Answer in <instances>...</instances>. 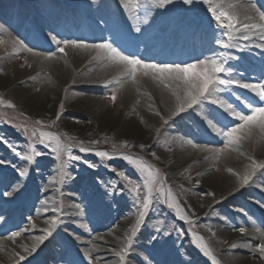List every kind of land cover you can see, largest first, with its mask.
Returning a JSON list of instances; mask_svg holds the SVG:
<instances>
[{"label": "rangeland", "instance_id": "rangeland-1", "mask_svg": "<svg viewBox=\"0 0 264 264\" xmlns=\"http://www.w3.org/2000/svg\"><path fill=\"white\" fill-rule=\"evenodd\" d=\"M17 1L18 0H15L14 2L17 3ZM41 1H44V3L33 12L36 23L41 22L45 24V15L57 14L60 11L59 6L61 3L66 7H69L70 5L77 6L80 11L86 6L85 3H80L79 1L78 3H73L72 0ZM262 3H264V0H262ZM111 4L112 10L115 9L116 17L119 20L121 12L116 6H114V2L111 1ZM177 6L179 7L177 15L166 20V24L175 29L174 41H179V38L181 37L180 35L183 31V25H181L180 19H184L186 21L185 23L192 24L196 27H200L203 21H206L208 24L210 20L214 19L211 12L208 11L209 5L204 3V0H192V3L190 4H186L184 0H178ZM257 9L260 12H264V8L259 5H257ZM24 20H26V18L20 21L18 20L13 26H10L9 29L13 34L18 30L19 26L23 24ZM122 26L130 31L133 29L135 30L136 27L138 28L137 25L127 24V21H124L123 18ZM158 26L159 25H157V27ZM4 27H6V25L0 20V29L2 30ZM46 30H48V28ZM221 32L219 34L217 32V34L214 37L209 38L206 43H208L210 47L211 45H216L217 47V45H219V43H217L218 40L226 42L225 36L223 35L224 31L222 30ZM258 32V29H254L252 32L253 36L257 35ZM15 36L17 38L16 41L7 40L0 32V40L4 41L3 44H0V99L5 102L11 101L15 105V107H8L7 103H0V138H2L0 139V161H3V163H0V206L4 208V210H0L1 237L10 239L11 243H15V245L19 246L18 248L21 249V243L11 238L13 232H20V237H41L45 236L43 229L50 228L51 235H48L43 242H37L35 251H28L33 254L31 260H36V263L38 261L40 264H107L112 261L114 264H135L133 263L134 260L127 261L125 258L121 261L120 256L117 255L118 252L125 249V244H122V242H115L114 244L93 242L96 245L107 247L110 250L105 249L101 251V253L97 252L93 254L92 252H88V255H74L72 262L70 261L66 263L55 256L57 249L63 250L68 246H72L71 238H67L65 235L61 234L64 231L72 232L74 234L77 233L74 228L69 225L72 221H79L82 222V224L90 223L88 218L82 216V213L85 212V210L83 204L79 200L80 195L103 192L105 195V203L98 206L97 209L98 211L105 209L108 214L112 210L114 211V227H118L119 230L129 228L130 225L126 226V223L123 224V221L121 222V220L123 218H129V215L134 219L133 225L130 229L131 233L129 232L131 243L130 246L128 244L126 251H123L124 256L129 253L131 246L133 245L132 243L140 245V243L145 242V240L140 239L141 236L138 235L147 222L149 223L151 233H154L153 231L155 230L164 231V229V233H167L168 229L165 226L163 229L158 216L151 217V211L158 208V211L164 215L166 220L172 222V224L180 231L182 238H184V242H186L190 248L193 257L198 264H229L226 258L223 257V254L226 252H232L235 254L240 253V255L264 263V256H262L257 249V246L262 243L260 238L251 239L248 235H245L248 231L253 230V228L245 222L246 216L252 217L251 213L247 210L246 205L249 207L252 206L256 210V204L258 206H264V194L260 193L258 190L253 191L251 189V194H246V197L250 200V203L248 202L246 205H243L244 201L239 200L242 198V195L233 197L236 201L226 200L223 196L225 193L220 192L219 188L215 187V184L212 181L214 180L213 176L209 177L211 179L196 177L194 164L189 161L193 154H190L189 152V154L182 155L180 158L182 161L176 159V148L172 145V139L169 137L172 132L166 131L162 137H158V134H156L152 146L146 148L137 147L134 145V141L131 137L119 135L118 132L110 130L107 127L108 130L105 127L98 128V126H92L93 119H100L101 116L107 112L114 115V109H116L115 113L119 111L118 113L121 114L120 112L122 109L114 103L118 102L120 97L121 92L119 91V86L127 78L122 79L119 84H108L106 83L107 81L114 80L119 75L114 77L112 72L110 74V70L106 71L104 68L99 72V78L94 79L96 73L93 74V71L88 70L85 67L88 63L85 64L83 62L85 60H83L82 57L73 61L77 67L79 66L78 69L73 70L80 73L79 75L82 82L87 84H85L86 87L83 85L74 92L99 96L104 99V102H92L93 108L90 109L89 113L86 112L85 116L68 114L67 107H69L79 95L72 93V90L66 89L62 86L64 79L66 78L61 82V88H63L60 89L55 96L45 97V99L49 101L43 102V104L46 105V109L42 108V102H25L24 97L17 94L16 87L28 86L35 92L44 82L57 78L56 74L59 67L54 66L51 69L47 67L42 68L30 75L24 80L25 82H19L14 86H8L6 79L8 77L7 75H9V66L12 61L19 59L25 54V46L45 55H48L49 53H54V55L57 54V57L60 52L59 48L62 46L57 45L52 40H43L32 34H27V36ZM145 39L146 41L157 42L158 48L159 44L162 43L160 49H166V45L170 42L165 39L161 28L157 30L153 29L150 32L148 31ZM21 41L25 46H21L18 43ZM234 41L236 43L234 44V48L239 52L241 51L244 53L248 51L250 53L248 62L249 69L252 68L257 72L259 67H263L262 61L264 60V54L262 51L264 50V47H261L260 45L264 44V40H257L259 46L250 45L248 40L243 42L236 39ZM174 43L176 42H173V44ZM14 48L17 49V51H14ZM216 50H218V52H216L213 57H217L222 53L220 52L221 50ZM164 51L165 50H163L162 53ZM176 54L177 55L175 56H173V54L170 59H167L161 64L194 63L198 60L205 59L207 55L205 51L200 50L198 47H195L194 49L190 48L189 52ZM231 54L237 55L239 53L232 50ZM154 57L150 56L142 60L147 63H154ZM237 57L241 58V55H238ZM91 63L92 62H89L90 65H92ZM102 64L103 63H101V65ZM227 66L228 68L233 66L236 67L235 64H228ZM248 67L247 69L241 68L242 70H240L244 76L246 75L248 77H246V80H243V83L249 82V79L253 77L254 74L251 73ZM220 75L222 79H228L227 75ZM259 79L263 80L264 75L261 74ZM239 88L240 87H238V89ZM114 89L116 91L115 102L111 99ZM236 92L241 94V92L237 90ZM61 105H63L62 108ZM213 107L216 108L215 105H212V108ZM58 113L59 119H57ZM127 115L131 118L140 117L139 111L133 110L128 111ZM67 119L71 124H75L77 127H79L81 123L89 125V127H92L93 129L92 133L87 135L81 134L77 128L66 125L65 120ZM37 120L43 121V124L36 125L35 122ZM140 120L145 123L144 118H140ZM52 121H55V123H51ZM196 122L197 121L191 122V127H193L199 134L203 131L205 132L206 127L203 125L204 123L201 124ZM178 124L183 125L185 123L178 121ZM227 125L229 127L233 126V121ZM157 131H162L161 126ZM33 132H35L36 135H33ZM41 132L59 135L61 141L70 147L67 151L58 155L53 151V148L55 147L54 142L40 143L39 137ZM69 137L72 139H69ZM4 141H6V143ZM93 141H95V143H93ZM125 142L127 143L125 144ZM206 144L214 145L216 150L221 149L223 146V142L215 143L210 139L207 140ZM9 145L12 147H9ZM114 145L115 147H113ZM31 147H35L36 150L42 153V155L35 157L33 161H28L25 157L30 154ZM82 147L88 150L81 151ZM13 148H15V151L12 150ZM188 151H192V147H190ZM69 152L71 153V156L78 157L79 159L69 160ZM99 152H107L108 156L101 157L98 155ZM153 153H155V155H153ZM125 155H130L134 159H140L143 162H146L151 166L150 171H152L153 175L156 177V180L153 182L152 203L145 211V215L142 218L139 217V210L141 209L143 197L147 194V188L144 186V180L147 177V173L141 172L135 165L124 159ZM216 155L217 152L214 151V153L206 160H215L214 157ZM64 161H67V164L62 170L61 165ZM89 165L92 166L89 167ZM121 174H123V176ZM123 177H127L128 180L133 182V184L140 185L139 198L141 203H137V194L130 191V185ZM34 178H38L40 181L39 187L33 186ZM15 180L22 181L19 187H15V185L11 184V181ZM203 183L207 185L206 188H203V185L199 186ZM69 185L77 186L72 190V192H74V197L67 196V192H70L69 190L67 191ZM43 187L48 188L46 194L41 193ZM14 189L18 192L15 193L16 191H14ZM168 189H171V197L167 194ZM195 194L199 195L200 198L203 197L205 202L210 203L211 209L213 210L222 207V209H224V217L229 223H231L232 234H234V232L241 234L239 229L243 227L245 229V232L243 233L244 235H230L229 238L219 239L213 238V221L206 219L207 216L204 217V215H202V210L205 207L204 204L195 207L190 202L193 200ZM172 199H175L180 206L181 211L179 214L175 207L169 206V202ZM109 202H114V206H108ZM76 205H79V207H76ZM41 206L42 208L50 207V211L44 216L48 221L45 223V227L43 229H40L39 227L34 228V230L29 233L23 231L26 226L33 227V222H36V212ZM73 206L74 208H77V213L82 212L80 218L76 216V213L72 212L74 210L73 208L67 210L71 211L69 215H65L64 211ZM104 206L105 208L102 209ZM10 209H16V214L12 217L5 218V210L10 211ZM97 209L93 210L94 214L97 213ZM111 215L112 214L110 213V217ZM182 216H185L186 218H181ZM54 219H59V221L52 226L50 222ZM138 219H140L139 223H137ZM255 221L258 223V220ZM108 225L106 226L107 231L108 228L111 227ZM133 228H135L134 232ZM119 230L116 234L114 233V236L116 235L117 238L121 235ZM201 237L203 238L202 240L200 239ZM44 242L48 244V248L47 245L44 248H40V246H42L41 244ZM232 244H235L236 247H231ZM246 244L251 247V250L242 251L240 247ZM28 245V249H31L34 244L30 242ZM90 245L92 244H80V246L83 247H89ZM198 245H207L208 248L211 249L212 255H206ZM52 248L56 250L54 251ZM148 248L151 249L150 244H148L147 249ZM24 252L26 251L22 250L18 253ZM12 255L17 256V253H13ZM171 258L173 260L177 259V262L180 263L181 256L178 253H172ZM30 263L31 262H28L27 264Z\"/></svg>", "mask_w": 264, "mask_h": 264}, {"label": "bare ground", "instance_id": "bare-ground-1", "mask_svg": "<svg viewBox=\"0 0 264 264\" xmlns=\"http://www.w3.org/2000/svg\"><path fill=\"white\" fill-rule=\"evenodd\" d=\"M14 1L15 0H0V20L6 25L2 30L0 29V32L7 40L16 41L17 38L15 35L27 36V34H32L47 41H51L52 37L55 36L58 40H78L84 41L87 44L103 42L111 44L116 43L119 48L123 50L122 53L125 55L136 56L140 59L155 56L154 63L156 64L165 62L167 59H170L173 54V56H175L177 55L176 53L182 54V52H189L190 48L194 49L195 47H198L200 50L206 52L207 55L205 59H220L221 62L225 64L226 68H228V64H235L236 67L233 66L228 68L231 69V72L226 71L221 73L225 76L227 75L228 79L239 80L241 83H243V80H246L247 76H244L240 70H242L241 68L247 69L248 67L250 58V53L248 51L242 53L234 48V46L225 48L221 44L217 45V47L216 45H211V48L210 45L206 43L209 38L214 37L217 32L219 34L222 31V29L218 27L215 19L210 20L208 24L206 21H203L200 27L194 25L190 26V24L185 23L186 21L184 19H180V23L183 25L182 30H184V32L181 33L179 41H174L175 29L166 24V20L176 16L179 12V7L177 6L178 0H171L170 3L164 5H160L158 0H138L140 4L138 9L126 6V0H72L73 3H78V1L80 3H85V8L80 11L77 6L71 5L70 7H66L61 3L59 6L60 11L57 14L45 15V24L41 22L36 23L33 14L34 10L40 7L44 1L18 0L17 3ZM111 1L114 2V6H116L121 12V16L127 21V24L137 25L139 31H137L136 27V31L133 29L127 33L121 32L122 20L119 19V21L117 19L115 9L112 10ZM251 3L255 4L256 9L257 5L264 8L262 0H251ZM249 14L255 16L254 11ZM24 18H26V20H24L23 24L19 26L18 30L13 34L9 29L10 26H13L18 20L20 21ZM157 25L161 28L165 39L170 41L166 45V49H160L161 46L158 48L157 42L146 41L145 39L148 31L150 32L153 29H159ZM47 28L48 30H46ZM248 35L250 37L248 43L252 46H259L257 40H261L260 33L258 32L255 36H253V33H248ZM224 36L226 42L233 45L236 44L234 41L236 39L243 42L245 41L242 38L241 33H235V38L231 41L228 36ZM173 42L176 43L173 44ZM61 46L64 48V52L60 53L58 51L59 56L57 57V54H55L51 58H48V55L34 50L29 51L28 49L30 48L25 46V54L19 59L12 61L9 66L10 72L9 75H7L6 83L8 86L17 85L19 82H25L24 80L30 75L42 68L47 67L51 69L54 66H57L59 67L56 74L57 78L44 82L35 92L28 86H15L17 94L24 97L25 102H42V108L46 109V105L43 104V102L49 101H47L45 97L55 96L57 92L64 87L72 90V93L79 95V97H76L73 103L67 107V113L85 116L86 112L89 113L90 109L93 108L92 102H104V99L91 94L86 95L74 92L83 85L86 87L85 84L87 83L82 82L79 75L80 73L73 70L79 68V66L77 67L73 61L82 57V59L85 60L83 62L85 64L88 63L85 67L88 70L93 71V74L96 73L94 79L99 78L98 74L104 68L106 71L110 70V74L112 72L114 77L120 75L123 71V66L116 63H109L107 61L103 62L101 65L102 62L100 60L94 59L95 52L91 49L86 50L67 45ZM216 49L221 50L220 52L222 53L217 57H213V55L218 52ZM163 50L165 51L162 53ZM232 50H235L239 54H231ZM262 53L264 54V50ZM238 55H241V58H238ZM89 62H92V65H90ZM262 64L263 67H259L257 72L248 67L251 73L254 74L253 77L249 79V82L246 83H258L264 81V79H259L261 74L264 75V60L262 61ZM63 79L64 83L61 88V82ZM238 87V85L234 84L220 86V91L217 92L215 97L203 100L198 105L173 116L172 112L175 111L177 103L175 96L164 86V84L160 83L157 79H153V74L151 72H149V75L145 76L143 75V71H140L137 73L135 80L127 78L119 86V91L121 92L120 97L118 102H115L114 104L122 109L120 112L121 114L118 113L119 111L115 113L116 109H114V115L107 112L103 114L100 119H93L92 126H98V128L107 127L110 130L118 132L119 135L131 137L134 141V145L137 147L143 145V147L146 148L152 146L156 134H158V137H162L166 131L172 132L169 137L172 139V145L176 148V159L182 161L180 160L181 156L189 154L190 152L193 156L189 161L194 164L196 177L211 179L209 177L213 176L214 180L212 181L215 184V187L219 188L220 192L225 193L223 196L226 200L236 201L233 197L242 195V198L239 200L244 201L243 205H246V203L250 201L246 197V194H251V189L253 191L258 190L260 193L264 194V170L257 169L255 174L252 175L251 179L246 184H243L241 180V177L245 173L246 166L251 164V158H254L256 161L264 162V134H262L258 128H254L253 135L249 139L243 140L239 146L230 145L225 148L223 138L214 132L208 125L209 120L218 121L219 126H224L232 122V118L224 111V109L220 107L219 104L213 103L214 99L230 103L237 108H243L245 100L251 99L254 96L250 90L242 87L238 89ZM236 90L241 92V94H238ZM181 95H183L182 92ZM212 105H215V110L214 107L212 108ZM130 110L139 111L140 117H128L127 112ZM140 118H144L146 124L143 123ZM178 121L185 124L179 125ZM194 121H197L196 123H204L203 125H205L206 131H201V134L197 133L196 130L191 127V122ZM65 123L69 127L77 128L81 134L87 135L93 131L92 127H89V125H85L84 123H81L79 127L75 124H71L68 119L65 120ZM160 126L162 131L158 132L157 129ZM208 139L215 143L223 142L221 149H224V151L220 153L219 159L206 160L214 153V151H216L214 143V145L206 144ZM190 147H192V151H188ZM228 169H232L233 171L229 172ZM21 182L22 181L20 180H15L11 181V184L15 185V187H19ZM33 184L34 187L40 186L38 178H34ZM202 185L203 188H206L207 186L204 183L199 186ZM76 187V185H69L67 191L69 190L70 192H67V196L74 197V192H72V190ZM14 191H16L15 193L18 192L16 189H14ZM47 192L48 188L43 187L41 193L46 194ZM79 200L83 204L85 212L77 213V208H74L73 206L64 211L65 215H69L71 211L67 210L73 208L74 210L72 212L76 213L78 218H80L82 213V216L88 218L90 223L82 224V222L79 221H72L69 225L72 226L77 233L74 234L68 231L61 233L67 238H71L72 246L64 248V251L52 248L54 251L56 250L55 256L59 260L67 263L70 261L72 262L74 255H85V253L88 252H92V254L97 252L101 253V251L105 249L110 250L107 247L96 245L93 242L107 244L122 242V244H125V247L127 238L130 235L129 232L131 233L130 229L134 222L133 217L129 215V218H123L121 222L123 221V224L126 223V226L130 225V227L119 230L118 227L113 226V210L110 212L112 214L110 217V213L108 214L107 210L104 209L105 206L102 208L104 210L98 211L97 209L98 206L105 203V195L103 192L81 194ZM190 202L195 207L204 204L205 207L202 210V215H204V217L207 216L206 219L213 221V238L219 239L229 238L230 235H244L243 233L240 234L238 232L232 234L231 223H229L224 217V209H222V207L214 210L211 209L210 203L205 202L203 197L200 198L197 194L193 196V200ZM109 203L108 206H114V202ZM246 207L252 217L246 216L245 222L251 226L253 230L248 231L245 235H248L251 239L260 238L261 242L264 243V236H261L260 234L261 232H264V206H258L256 204L255 208H257V210L252 206L249 207L246 205ZM2 209L4 210V208L0 206V210ZM94 209H97L96 214L93 212ZM158 210V208L152 210L151 217L158 216L163 229L164 226L168 229L167 233H164L165 229L164 231L155 230L153 231L154 233H151L149 223L147 222L138 235L141 236L140 239L145 240V242L140 243V245L132 243L133 245L131 246L129 253L124 256L125 260H134L133 263L135 264H139L137 262L151 264H198L196 259H194L190 248L186 242H184V238H182L180 231L172 224V222L166 220L164 215ZM49 211L50 207L42 208L41 206L36 212V222H33L35 227L26 226L23 231L29 233L32 232L34 228L39 227L40 229H43L45 223L48 222L44 216ZM16 212V209H10V211L5 210L4 217H12ZM255 220H258V223ZM57 221L59 220L57 219ZM107 225L111 226L108 228V231L106 228ZM118 230L121 232V235L117 238L116 235L114 236V233L116 234ZM39 237L40 236H19L14 238L13 240L21 243V249H19V246L15 245V243H11L10 239L0 236V264H26L28 261H31L33 254L30 252H18L25 250V247L28 248V243L30 242L36 245ZM80 244L92 245L89 247H83L80 246ZM148 244H150L151 249H147ZM41 245L40 248H44L46 242ZM48 247L47 244V248ZM240 248L242 251L251 250V247L247 244ZM13 253L25 256L26 259L19 260V256L12 255ZM172 253H178L181 256L180 263L177 262V259L173 260L171 258ZM223 257L226 258L229 264H264L256 259H250L247 256L240 255V253L235 254L232 252H226L223 254ZM32 264H34V262ZM107 264H114V262H108Z\"/></svg>", "mask_w": 264, "mask_h": 264}, {"label": "snow or ice", "instance_id": "snow-or-ice-1", "mask_svg": "<svg viewBox=\"0 0 264 264\" xmlns=\"http://www.w3.org/2000/svg\"><path fill=\"white\" fill-rule=\"evenodd\" d=\"M160 5L170 3L171 0H158ZM186 4L192 3V0H184ZM204 3L209 5L208 11L211 12L212 17L215 19L219 28L224 31V35L228 36L229 40L235 38V33H241L244 40H248L250 37L248 33H252L254 29H258L260 33L261 40H264V12H260L256 9L255 4L251 3V0H204ZM126 6H131L133 9H138L140 4L138 0H126ZM255 12V16L249 14L250 12ZM256 21V22H253ZM139 31V28H137ZM52 40L57 45H67L74 48L82 49H91L95 52L94 59L100 60L102 63L107 61L109 63H116L123 66V71L118 77L114 80H109L106 83H121L122 79L131 78L135 80L138 72L143 71V75H149V72L153 74V79H157L160 83L169 89L176 99V108L172 112V115H178L186 111L193 106L198 105L203 100H208L210 97H215L217 92L220 91V86L237 84L239 87L250 90L254 96L251 99H246L243 105V108H237L230 103H225L222 100L214 99L213 103H217L224 109V111L232 118L233 126H219V122L215 120H209V127L220 135L223 138L224 147L227 148L231 146H239L243 140L249 139L253 135V129L258 128L262 134H264V81L258 83H241L239 80L233 79H222L221 73L231 72V69L225 67V64L217 58H207L201 59L194 63H184V64H156V63H147L144 60L136 57L125 55L114 47L111 43L103 42L97 44H87L84 41L78 40H58L55 36L52 37ZM4 41L0 40V44H3ZM23 46V42H18ZM217 43L221 44L223 47H233L235 45L227 43L223 40H218ZM264 47V44L260 45ZM31 51V49H28ZM14 51L17 49L14 48ZM60 52H64V48H59ZM54 56V53H49L48 58ZM181 92L183 95H181ZM111 99L113 102L116 100V91L113 90ZM0 103H7L8 107H15L11 101H3L0 99ZM63 105H61V108ZM159 114V113H157ZM57 119H59V113L57 114ZM167 122V121H165ZM36 125H42L43 121L37 120ZM51 123H55L52 121ZM33 135H36L33 132ZM2 139V138H0ZM69 139H72L69 137ZM40 143L45 142H54L55 151L58 155L64 151H67L70 146L65 145L61 141V137L53 133H44L41 132L39 137ZM6 143V141H4ZM82 143V142H81ZM95 143V141H93ZM127 142H125L126 144ZM9 147H12L9 145ZM115 147V145L113 146ZM143 147V145H141ZM15 151V148L12 149ZM86 148H81V151H87ZM224 149H217V155L215 159H219V153H222ZM42 153L36 150L35 147H31V152L28 154L25 159L28 161H33L35 157L41 156ZM99 156L106 157L108 156L107 152H99ZM155 155V153H153ZM79 159L78 157L71 156L69 152V160ZM124 159L128 160L130 163L136 166L141 172H146L147 177L144 180V186L147 188V194L143 197L141 204V209L139 210V217L142 218L145 215V211L149 208L152 203L153 195V182L156 180L153 172L150 171L151 166L146 162H143L140 159H134L130 155H125ZM3 163V161H0ZM67 161H64L61 165V169L66 166ZM92 165H89L91 167ZM264 170V162L256 161L254 158H251V164L246 166L245 173L241 177L242 183L246 184L251 179L252 175L255 174L256 170ZM229 172H232V169H228ZM158 172V170H157ZM123 176V174H121ZM239 176V174L237 173ZM128 181L130 185V191L137 194V203H141L139 198V189L140 185L133 184L131 180H128L127 177H123ZM169 197L172 196L171 189L167 190ZM211 194V193H210ZM214 195V194H213ZM170 207H175L178 214L181 209L179 204L172 199L169 202ZM79 207V205H76ZM181 218H186L182 216ZM140 222V219L137 220V223ZM51 225L54 226L57 221L54 219L51 222ZM35 227V224H33ZM45 236L38 238V243L43 242L48 235H51L50 228L43 229ZM135 228H133V232ZM241 233L245 232V229L241 227L239 229ZM261 236H264V232L260 233ZM21 235L20 232H13L11 238L14 239ZM203 239L202 237L200 238ZM131 243V236L128 237L125 249H122L121 252H118L117 255L120 256V260H124L123 251H126L127 244ZM201 247L202 251L206 255L211 256V249L207 245H198ZM231 247L235 248L236 245L232 244ZM36 245L34 244L31 249L25 247V251H35ZM258 251L262 256H264V243H261L257 246ZM88 255V253H85ZM19 260L26 259L25 256L19 255Z\"/></svg>", "mask_w": 264, "mask_h": 264}]
</instances>
